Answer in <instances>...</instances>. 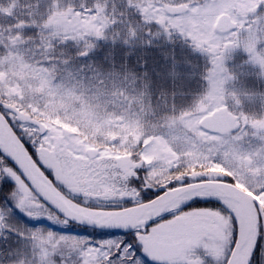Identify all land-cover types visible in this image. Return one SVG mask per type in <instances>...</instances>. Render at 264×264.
I'll return each instance as SVG.
<instances>
[{
    "label": "snow or ice",
    "instance_id": "1",
    "mask_svg": "<svg viewBox=\"0 0 264 264\" xmlns=\"http://www.w3.org/2000/svg\"><path fill=\"white\" fill-rule=\"evenodd\" d=\"M0 264H264V0H0Z\"/></svg>",
    "mask_w": 264,
    "mask_h": 264
}]
</instances>
